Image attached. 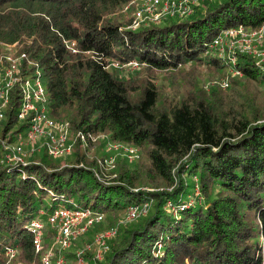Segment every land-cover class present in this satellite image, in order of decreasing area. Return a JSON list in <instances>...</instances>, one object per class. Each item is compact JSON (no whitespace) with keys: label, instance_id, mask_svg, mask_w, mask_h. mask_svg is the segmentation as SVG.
Here are the masks:
<instances>
[{"label":"trees","instance_id":"1","mask_svg":"<svg viewBox=\"0 0 264 264\" xmlns=\"http://www.w3.org/2000/svg\"><path fill=\"white\" fill-rule=\"evenodd\" d=\"M131 1L0 0V62L14 55L23 77L0 123V264H41L57 233L48 219L60 207L104 213L63 251L66 264H77L79 252L84 264H264V91L249 92L250 83L264 87V62L212 54L225 30L263 28L264 0H201L188 16L137 30L122 19ZM193 64L218 71L228 94L184 79ZM36 75L74 152L53 157L40 141L32 156L7 160L4 143L30 128L31 116L19 118L20 84ZM96 136L92 154L86 138ZM108 143L136 146L145 165L106 177L98 153ZM130 206L142 213L123 220ZM35 219L46 223L41 251ZM112 228L98 260L96 235Z\"/></svg>","mask_w":264,"mask_h":264},{"label":"built area","instance_id":"2","mask_svg":"<svg viewBox=\"0 0 264 264\" xmlns=\"http://www.w3.org/2000/svg\"><path fill=\"white\" fill-rule=\"evenodd\" d=\"M199 1L201 0H143L145 5H143V8H141L136 15L137 18H142L143 14H146L144 12H149L151 14V20L153 21H158L164 14H171L170 16H175L177 14L182 17L188 16L194 12V6L197 5ZM161 5H163V8L158 9ZM262 29L260 31H262ZM245 31L246 29L243 27L225 30L213 41L212 46L213 48H218L222 44L224 37L227 36H237L239 33L247 35V31ZM257 32V30H253L252 36L253 34L256 36ZM260 61L264 62V54ZM129 66L137 67L138 63L132 61L129 63ZM14 73L15 70H12L11 76L6 83V87L15 85L18 81L22 80V78L18 80L16 76H13ZM20 88L23 104L19 112V118L25 119L28 117V114L31 118L30 128L27 132L26 138H23V136L19 134L18 143L23 144V142L26 141L27 143L28 141L27 144L30 145L28 146V149L31 151L26 152L28 149L24 151L22 146L19 145L16 148H8L10 149L8 154H11L13 158H17L19 160L26 158L27 156H32V152H34L36 144L41 141L42 137H45L48 141H42L41 144L47 147L49 153L55 157L64 156L67 151H69V149L63 148L67 139V133L63 135L62 139L56 141L55 131L60 124L49 116L46 107L41 106V101L45 99V88L42 85L41 80L37 79L35 82L28 79L24 80L21 82ZM4 91L5 87L0 86V99L4 96ZM3 119L4 111L0 109V121ZM56 142L58 143L57 145ZM141 213L142 210L138 206H130L127 210L125 220L132 221ZM103 218L104 213L95 211L91 208H58L49 216L48 219L49 223L51 225H55L57 229L55 241L51 248H49V250H47V252L43 255L41 264H66V258L64 257L63 251L70 246L72 239L81 236L90 226L97 222H101ZM45 227L46 223L41 219H35L32 221L31 234L33 235V242L36 251H41L43 249ZM115 233L116 229L112 228L106 232L100 233L97 236V244L100 245V249L96 254V259L101 260L103 258L104 252L109 248L107 240L114 236ZM57 248H60L59 250L61 251V254L54 263L53 257L55 249ZM81 253L83 252L78 253L79 259L77 264H84L85 262ZM8 254L11 258L15 257V250H9Z\"/></svg>","mask_w":264,"mask_h":264},{"label":"rangeland","instance_id":"3","mask_svg":"<svg viewBox=\"0 0 264 264\" xmlns=\"http://www.w3.org/2000/svg\"><path fill=\"white\" fill-rule=\"evenodd\" d=\"M200 2L201 1H199L198 4ZM143 5H145L143 0H132L129 4L126 5V7H125L126 13L124 12L122 19L125 22L127 20H129V23H133V26L129 27V28H131L133 30H137V29L141 28L142 26H144L150 22H161L164 19V17L171 15V14H164L161 16V18L158 21H153V20H151V14L149 12H144L146 14L145 15L143 14L142 18H137L136 13L141 8H143ZM162 8H163V5H161L158 9H162ZM127 9H129V10L127 11ZM134 25H135V27H134ZM260 30H257L258 32H257L256 36L254 34L252 36L253 30H246L247 32L246 31L245 32L247 33V35H243V34L239 33L237 36L224 37L222 44L218 48H215L214 51L212 52V54H215L217 57H223V58H229L230 57V58H232V60H235L238 57L237 52L241 51V52H245L247 54L256 56L258 60H261L263 57V54H264V28L262 29V31H260ZM261 34H263V35H261ZM10 59L13 61V63L10 62V65L7 61L1 60L2 62H0L2 64L0 66V68L5 67L3 79L0 76V82L2 81L0 83V86L5 87V91H4L5 94L2 97V99H0V109L3 111H6L8 106H9L8 104H9V100H10V91H11V88L14 87V85H12L10 87H6V83L11 76V71L15 70V73L13 74V76H16L18 78V80L23 78L21 75L22 73L18 75V72H19L18 64H19V62L16 60L15 56L11 55ZM231 73L237 79H243V78H238L237 76H240V75L238 73H236L235 71H233ZM153 74L157 78L159 85L164 86V85L168 84V76L166 74H164L162 72L161 73H153ZM180 74L182 75V77L184 79H186L190 83L193 81H197L198 84H201V85L203 84L205 86V88H207V89H210V87L213 85H220V88H221L220 91L223 94H228V92H229L228 89L230 88V85H228L227 80L225 78H222L218 71L212 70V69L208 68L207 66H199V65H195V64L189 65V66H186L182 70V72H180ZM244 81L246 83H248L245 79H244ZM190 83L184 82V89H183L184 92H188L190 90V86H191ZM261 91H264V87H262L261 85H256V84L254 85L253 83H250V88H249L250 93L261 94ZM22 104H23V101H22ZM22 104H21V108H22ZM28 116H29V114H28ZM0 123H1V121H0ZM2 128H3V126L0 125V132H1ZM65 133H67V139L63 145V148L69 149V151H67V153L64 155L67 157V156L72 155L74 152V150H73L74 147L72 145V141H71L72 137L70 135L69 127L65 126L63 124H60L59 127L55 131V138H56V141H58V140L63 138V135H65ZM0 137H1V135H0ZM99 137L100 136H96L93 138V140H88L86 138V140L89 142V143L87 142V145L89 146L88 149L91 150L92 154L94 151L96 152L98 150L99 143H100V141L98 140ZM83 138L85 139V137H83ZM42 141L46 142V140H42ZM27 143H28V141H27ZM27 143L25 141V142H23V144H19L18 141H16L15 143H12L10 145H6L4 143L3 147L8 149V148H16L17 146L21 145L23 150L25 151L26 149H28V146H30ZM57 144L58 143L56 142V145ZM7 146H9V147H7ZM8 150H10V149H8ZM30 151L31 150L28 149L26 152H30ZM98 154H99V157L104 156L103 158H100L99 160H100V163L107 169L105 171V175L108 178L115 177L116 174H118L120 169L123 170L126 168V171H128V168L136 169V168H138V165H145V161H146L145 154L142 153L141 149H139L133 145H126V144H121V143H108L106 145L105 149L102 152H99ZM5 156H6L7 160H9V158L10 159L13 158L11 154H6ZM53 157H55V156H53ZM125 159L128 161V163H130V166L127 167L126 165H119L120 160L124 161ZM126 216H125V218L122 217V218H124L123 220L126 219ZM119 221H120V219H119ZM104 232H106V231H104ZM99 234L100 233H98L96 235V238ZM96 242H97V239H95V246H97L96 252H98L97 250L100 249V245L99 244L96 245ZM90 246L88 248H90ZM93 246L94 245H92L91 248ZM16 256H17V254H16ZM19 263H20L19 261L16 262V264H19Z\"/></svg>","mask_w":264,"mask_h":264},{"label":"bare ground","instance_id":"4","mask_svg":"<svg viewBox=\"0 0 264 264\" xmlns=\"http://www.w3.org/2000/svg\"><path fill=\"white\" fill-rule=\"evenodd\" d=\"M196 6V5H195ZM195 6H194V9H195ZM36 74H38V73H36ZM26 79H28V80H30V81H32V82H35L37 79H40L41 80V82H42V85L44 86V88H45V98H46V87H45V85H44V83H43V81H42V79H41V77L40 76H38V75H36V76H34V77H30V78H26ZM41 106H43V107H46V104H45V99L43 100V101H41ZM50 116V115H49ZM51 117V116H50ZM52 118V117H51ZM53 119V118H52ZM54 120V119H53ZM56 121V120H55ZM57 122V121H56ZM58 123V122H57ZM59 124V123H58ZM42 140H46V142H47V138H45V137H42V139H41V141Z\"/></svg>","mask_w":264,"mask_h":264}]
</instances>
